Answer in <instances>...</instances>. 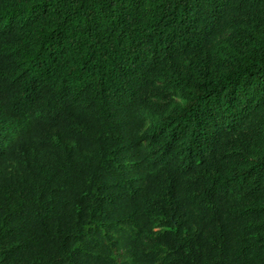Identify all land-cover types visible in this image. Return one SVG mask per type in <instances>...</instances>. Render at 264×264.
Segmentation results:
<instances>
[{"label": "trees", "instance_id": "1", "mask_svg": "<svg viewBox=\"0 0 264 264\" xmlns=\"http://www.w3.org/2000/svg\"><path fill=\"white\" fill-rule=\"evenodd\" d=\"M0 264H264V0H0Z\"/></svg>", "mask_w": 264, "mask_h": 264}]
</instances>
